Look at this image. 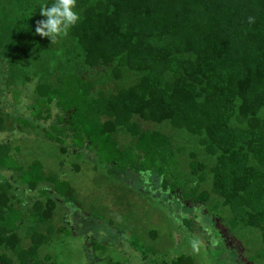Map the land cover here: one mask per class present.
<instances>
[{"label": "trees", "instance_id": "16d2710c", "mask_svg": "<svg viewBox=\"0 0 264 264\" xmlns=\"http://www.w3.org/2000/svg\"><path fill=\"white\" fill-rule=\"evenodd\" d=\"M52 2L0 0V264H50L42 252L81 213L67 175L20 157L35 142L67 174L92 166L121 190L117 203L125 176L155 180L178 201L175 229L205 230L208 262L233 252L216 220L264 252V0H76L77 23L50 39L35 26ZM61 207L69 218L56 228ZM105 210L88 218L114 230ZM135 243L141 264H195L185 253L159 262ZM257 249L248 264H264Z\"/></svg>", "mask_w": 264, "mask_h": 264}, {"label": "rangeland", "instance_id": "374dc122", "mask_svg": "<svg viewBox=\"0 0 264 264\" xmlns=\"http://www.w3.org/2000/svg\"><path fill=\"white\" fill-rule=\"evenodd\" d=\"M21 106H23V103H21ZM153 126L156 127L155 129L161 128L164 133L167 130L174 132L170 128L167 129L164 124H153ZM153 126L151 124L145 125L149 128H154ZM30 144V146H22L20 157L26 161L38 160L42 162L44 173L58 171L65 174V176L67 175L66 180L73 186L77 202L81 208V213H70V218L67 216V210L62 207L59 210L54 220L56 228L62 226V222L58 218L63 215L64 218H69L66 220L67 224L65 223V226L69 227L70 225L71 233H68V236H63L57 244H53V247H47L42 252L50 255V264H106L108 261L110 263L119 261L122 264H141L138 256L141 257L142 251L139 245H135L137 241L144 247L146 253L150 248L155 249L156 256L154 258L159 262L163 258L169 260L185 253L194 258L195 264H221L220 259L216 260L215 263L207 260L209 251L204 248L202 242L205 239L199 240L200 236L203 237L202 234L205 235L204 229L198 231L199 237L195 234L197 239L191 238L189 233L186 236L175 229V218L178 215V211H175V209L178 201L169 200L163 193L159 192V185L152 178L145 181L136 175L125 176L122 186L126 191L122 193L126 197L117 203L116 197L120 195L121 190L114 186L102 184L98 174L92 171V166L82 163V169L78 173L67 174L68 164L58 166L50 158L57 153L56 150L50 151L45 145H37L36 142ZM197 151L201 155V151L199 149ZM98 204L101 207L102 205L106 207L105 213L107 211L108 217L111 215V219L116 223H114V230H110L112 228L104 223L102 215L100 216L101 219L96 217L90 219V208L98 206ZM96 208L104 210V208ZM200 218L199 225L204 223L205 220L204 217L203 219ZM102 225H104V229H101ZM215 225L224 236L221 239L232 245L233 252L228 257V264H242L240 262L234 263L233 259L237 255L241 262L248 264L246 258L251 254L255 255V250L258 251V247L260 252L264 253L261 247L258 246V242L255 241V235L250 237L249 233L236 232L235 230L231 233L227 232L226 225L218 220H216ZM151 230L155 231V237L149 233ZM67 231L68 229L65 232L66 234ZM114 231L118 232V235ZM123 232H126V234L123 235ZM150 236H153V238ZM130 239L135 240L134 243ZM193 240L198 241L196 247H193ZM88 242L93 247L102 243L103 249L94 250L92 248L91 250L87 246L89 245ZM216 252H221V249L219 248ZM153 261L154 259L148 257L146 262L142 264H153ZM262 261L264 263V260Z\"/></svg>", "mask_w": 264, "mask_h": 264}, {"label": "clouds", "instance_id": "9594fccd", "mask_svg": "<svg viewBox=\"0 0 264 264\" xmlns=\"http://www.w3.org/2000/svg\"><path fill=\"white\" fill-rule=\"evenodd\" d=\"M76 0H53L52 3H42L39 7L42 19L36 21L35 32L50 39L62 37L79 19L74 10ZM193 247L198 241H192Z\"/></svg>", "mask_w": 264, "mask_h": 264}]
</instances>
